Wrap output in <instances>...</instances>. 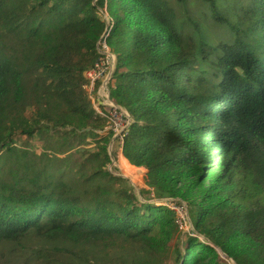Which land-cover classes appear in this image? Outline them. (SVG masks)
Returning a JSON list of instances; mask_svg holds the SVG:
<instances>
[{
  "label": "trees",
  "instance_id": "trees-1",
  "mask_svg": "<svg viewBox=\"0 0 264 264\" xmlns=\"http://www.w3.org/2000/svg\"><path fill=\"white\" fill-rule=\"evenodd\" d=\"M103 11L132 119L117 162L193 227L173 263L264 264V0H0V264L122 263L119 240L156 257L178 230L105 169L112 133L84 89Z\"/></svg>",
  "mask_w": 264,
  "mask_h": 264
},
{
  "label": "rangeland",
  "instance_id": "rangeland-1",
  "mask_svg": "<svg viewBox=\"0 0 264 264\" xmlns=\"http://www.w3.org/2000/svg\"><path fill=\"white\" fill-rule=\"evenodd\" d=\"M104 12V11H103ZM105 14V12H104ZM115 64H116V56L115 61L113 57V67L110 71H106L104 75H108L110 73L111 80L108 84V87L110 88V85L112 83V76L113 72L115 70ZM101 84L100 81L96 83L95 87H99ZM85 89V88H84ZM87 91V94L89 93L88 89H85ZM110 91V90H109ZM96 93V90L94 94ZM96 96H94V99L96 100ZM111 98V97H110ZM112 100V99H111ZM113 101V100H112ZM118 107V106H117ZM120 108V107H119ZM124 113H127L126 110L121 108ZM129 116V114L127 113ZM130 117V116H129ZM132 120V119H131ZM109 133H112V137L108 144V154L113 158H110V163L106 165L105 169L107 171H110L114 175H121L122 178L128 180L130 184L133 186L136 193L139 195L140 189H144L146 192L145 199L149 202H153L156 205L159 206H165L167 208H170L173 210L175 214V222L178 226L177 232L173 235L172 239L169 241V243L166 246V250L162 254H158L156 257H151L149 255H146L138 244H133L130 241L127 240H119L118 241V248H115L114 250H110L109 259H113L114 257L123 258L125 260L122 261L124 264H132L134 261H138L137 264H174V257L176 255L177 249H181V243L186 238L187 234H189L192 231V224L189 219L188 210L185 209L187 206L184 201H181L182 204H175L173 199L164 197L159 198L156 191H154L152 188L148 187L146 185L145 181V175L147 170L144 167L136 168L135 170L138 171L141 174V177L138 179V174L129 169L124 167V165L121 162H117V157L120 156L119 152L121 151V144L120 140H117L114 138V134L110 128V125L106 122L104 123V129L99 132V134L107 135ZM38 138L39 135H36L35 140L32 141V148L30 149L31 155H39L41 152V149L38 146ZM23 140V139H22ZM111 145V146H110ZM87 149H89L91 152L96 151V144L94 141H89L87 145ZM96 167V166H95ZM93 164L87 165L85 170L87 172H91L93 168H95ZM76 171V170H74ZM141 197V196H140ZM144 200L143 198H141ZM184 208V209H183ZM40 245V241L37 237H35L33 234H30L27 236V238L22 242V246L19 247L21 250H30V249H36ZM222 258H224L226 264H234V262L230 259H226L221 254ZM167 259V261L165 260ZM165 260V261H163ZM120 261L116 262H110L107 261L103 264H122Z\"/></svg>",
  "mask_w": 264,
  "mask_h": 264
},
{
  "label": "built area",
  "instance_id": "built-area-1",
  "mask_svg": "<svg viewBox=\"0 0 264 264\" xmlns=\"http://www.w3.org/2000/svg\"><path fill=\"white\" fill-rule=\"evenodd\" d=\"M107 26L105 32L101 36L100 40L97 43V49L100 53V58L95 64L94 68L84 73L85 78L87 79V85L84 87L88 89L89 99L93 104L95 112L107 119V123L110 125V128L114 134V138L120 140L122 145L123 137L132 123L131 117L124 113L123 110L111 100L110 91L108 84L111 80L110 73L104 75L106 71H110L113 67V57L115 61V55L111 53L110 48L107 45L106 38L110 32V19L105 12L103 15ZM100 81L101 84L99 87H95L96 83ZM96 90V93L94 94ZM96 96V100L94 99ZM104 107L106 110H103ZM184 209V208H183ZM186 209V208H185Z\"/></svg>",
  "mask_w": 264,
  "mask_h": 264
},
{
  "label": "water",
  "instance_id": "water-1",
  "mask_svg": "<svg viewBox=\"0 0 264 264\" xmlns=\"http://www.w3.org/2000/svg\"><path fill=\"white\" fill-rule=\"evenodd\" d=\"M111 146V145H110ZM110 158L111 159H113L111 156H110ZM108 172H110V171H108ZM111 173V172H110ZM112 174V173H111ZM114 175V174H113ZM115 176H120V177H123V176H121V175H115ZM223 255V257H225L226 258V256L224 255V254H222Z\"/></svg>",
  "mask_w": 264,
  "mask_h": 264
}]
</instances>
